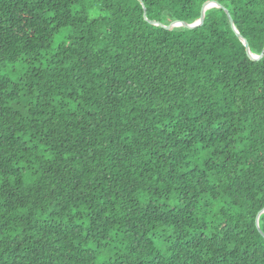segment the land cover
Here are the masks:
<instances>
[{
    "label": "trees",
    "instance_id": "1",
    "mask_svg": "<svg viewBox=\"0 0 264 264\" xmlns=\"http://www.w3.org/2000/svg\"><path fill=\"white\" fill-rule=\"evenodd\" d=\"M210 1L261 55L264 0H0V264H264V57L165 28Z\"/></svg>",
    "mask_w": 264,
    "mask_h": 264
},
{
    "label": "water",
    "instance_id": "2",
    "mask_svg": "<svg viewBox=\"0 0 264 264\" xmlns=\"http://www.w3.org/2000/svg\"><path fill=\"white\" fill-rule=\"evenodd\" d=\"M212 8H223L225 9L220 3L216 2V1H210V2H206L202 8V13H201V17L200 19H198L197 21H195L194 23H188V22H177V23H174L172 26H165L166 29L168 30H174L176 28H180V27H186V28H190V29H196V28H199L200 26L203 25L204 21H205V18H206V12ZM228 17H229V20H230V23L232 25V28L234 30V32L236 33V35L238 36V38L241 40V42L244 44V46L247 48V52L249 54V56L253 59V60H260L264 57V51L261 55H255V54H252L251 51H250V46L248 44V42L241 36L239 30L237 29L236 25H235V22H234V19L232 17V15L230 14V12L225 9ZM145 18L147 19V10L145 8ZM151 24L153 25H156V26H161L160 23L158 22H154L152 21ZM264 214V209L259 213L258 217H257V225H258V228H259V231L261 232V234H263L262 230L260 229V224H259V219H260V216ZM264 235V234H263Z\"/></svg>",
    "mask_w": 264,
    "mask_h": 264
},
{
    "label": "rangeland",
    "instance_id": "3",
    "mask_svg": "<svg viewBox=\"0 0 264 264\" xmlns=\"http://www.w3.org/2000/svg\"><path fill=\"white\" fill-rule=\"evenodd\" d=\"M87 5H88V8L90 9V13L93 18L103 13L99 6L94 5V4L92 5L91 3ZM57 43H58V39H56L55 45H57Z\"/></svg>",
    "mask_w": 264,
    "mask_h": 264
}]
</instances>
